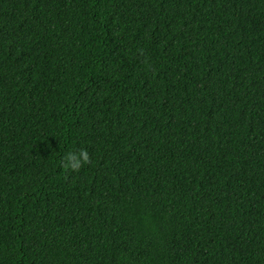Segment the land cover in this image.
Instances as JSON below:
<instances>
[{
    "label": "trees",
    "instance_id": "trees-1",
    "mask_svg": "<svg viewBox=\"0 0 264 264\" xmlns=\"http://www.w3.org/2000/svg\"><path fill=\"white\" fill-rule=\"evenodd\" d=\"M0 264H264V0H0Z\"/></svg>",
    "mask_w": 264,
    "mask_h": 264
},
{
    "label": "clouds",
    "instance_id": "clouds-1",
    "mask_svg": "<svg viewBox=\"0 0 264 264\" xmlns=\"http://www.w3.org/2000/svg\"><path fill=\"white\" fill-rule=\"evenodd\" d=\"M90 163V156L86 149H81L78 154L68 153L64 157L63 167L71 171L77 172L84 165Z\"/></svg>",
    "mask_w": 264,
    "mask_h": 264
}]
</instances>
